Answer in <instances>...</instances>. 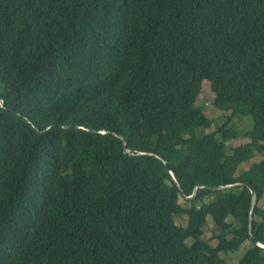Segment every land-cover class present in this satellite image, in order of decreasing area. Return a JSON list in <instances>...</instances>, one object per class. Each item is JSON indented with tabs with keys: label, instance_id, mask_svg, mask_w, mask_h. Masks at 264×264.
<instances>
[{
	"label": "trees",
	"instance_id": "16d2710c",
	"mask_svg": "<svg viewBox=\"0 0 264 264\" xmlns=\"http://www.w3.org/2000/svg\"><path fill=\"white\" fill-rule=\"evenodd\" d=\"M0 99V264H264V0H0Z\"/></svg>",
	"mask_w": 264,
	"mask_h": 264
},
{
	"label": "rangeland",
	"instance_id": "374dc122",
	"mask_svg": "<svg viewBox=\"0 0 264 264\" xmlns=\"http://www.w3.org/2000/svg\"><path fill=\"white\" fill-rule=\"evenodd\" d=\"M215 85V84H214ZM216 86V85H215ZM214 92L211 89V84L207 82L202 83V88L200 92V96L197 98L195 105L198 107H202L208 118L212 121V126L210 129H198L196 130V134L198 136H202L206 133H210L213 131H216L217 128H219L223 122L226 120V117L230 115L229 112H224L221 110L216 109L213 106V100H214ZM236 121V129L239 132V136L227 142L228 151L230 148L237 147L241 144H245L248 142V139L244 136V134L251 130L253 126V122L249 118H238L235 119ZM264 160V153L261 154H255L254 158H252L250 161L243 163L239 166L238 173L247 170L250 165L254 163H258L260 161ZM179 203L183 206H185L184 200L180 198ZM176 224L180 226L185 225V217H177L176 218ZM211 235V222L209 219L206 220L205 225V236L204 239H207ZM190 243V241H188ZM250 247V244L247 241H243L238 248L235 251H230L226 253H222L219 256L220 264H237L239 259L243 256L245 251Z\"/></svg>",
	"mask_w": 264,
	"mask_h": 264
},
{
	"label": "water",
	"instance_id": "95a60500",
	"mask_svg": "<svg viewBox=\"0 0 264 264\" xmlns=\"http://www.w3.org/2000/svg\"><path fill=\"white\" fill-rule=\"evenodd\" d=\"M0 105H2V100L1 99H0ZM124 149L126 150V146H124ZM138 155H144V154L139 153ZM157 158L163 162V164L165 165L166 169L169 171V167H168L166 161L164 160V158L159 157V156H157ZM169 173H170L172 179L174 180V177H173L172 173L170 171H169ZM236 185L241 186L243 184H236ZM236 185H231V186H226V187H214V188H209V189L210 190H224V189H230L231 187L236 186ZM244 185H246V187L249 189V191L251 193V211H250V216H249V234H250L251 229H252V225H251L252 213H253V209L255 208V205H256V202H257V195H256V192H255L254 188H252L248 184H244ZM197 189H199V188L198 187H195L193 193H195L197 191ZM193 196L194 195H192L190 197H186V199L187 200H190V199L193 198ZM251 241L254 242V239L252 237H251ZM256 244L259 247L264 248V245L263 244H261V243H256Z\"/></svg>",
	"mask_w": 264,
	"mask_h": 264
}]
</instances>
